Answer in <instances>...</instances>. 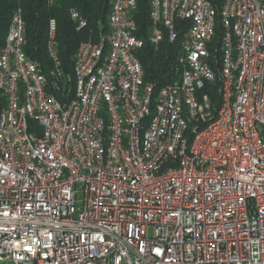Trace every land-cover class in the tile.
<instances>
[{
	"label": "built area",
	"instance_id": "obj_1",
	"mask_svg": "<svg viewBox=\"0 0 264 264\" xmlns=\"http://www.w3.org/2000/svg\"><path fill=\"white\" fill-rule=\"evenodd\" d=\"M137 7L113 0L108 35L80 43L68 102L13 12L0 45L1 261L264 264V0H150L153 45L188 21L180 77L158 93L136 54ZM56 30L51 19L61 75Z\"/></svg>",
	"mask_w": 264,
	"mask_h": 264
},
{
	"label": "trees",
	"instance_id": "obj_2",
	"mask_svg": "<svg viewBox=\"0 0 264 264\" xmlns=\"http://www.w3.org/2000/svg\"><path fill=\"white\" fill-rule=\"evenodd\" d=\"M220 6L222 0H212ZM138 7L133 13L136 19L137 35L144 40V45L136 52L143 69L146 82L155 85V93L165 85L180 77L182 65L178 54L181 42L188 29V21L178 19L175 42L164 41L158 46L149 40L150 0H137ZM113 0H0V45L4 43L10 19L13 12L22 8L25 21L24 51L37 64L47 77L51 91L62 101L68 102L74 97L76 78L74 72L75 53L82 41L98 40L110 32L109 16ZM76 10L86 19L87 27L78 30L71 17V11ZM55 19L57 30L55 35V50L60 62L62 74L49 50V22ZM220 57L217 52L216 58ZM217 73L218 63H214ZM218 83L206 87L212 96L218 97ZM4 100L0 99V108ZM31 126H36L32 121Z\"/></svg>",
	"mask_w": 264,
	"mask_h": 264
},
{
	"label": "rangeland",
	"instance_id": "obj_3",
	"mask_svg": "<svg viewBox=\"0 0 264 264\" xmlns=\"http://www.w3.org/2000/svg\"><path fill=\"white\" fill-rule=\"evenodd\" d=\"M0 264H18L17 262H14L12 260H4V261H1L0 260Z\"/></svg>",
	"mask_w": 264,
	"mask_h": 264
}]
</instances>
